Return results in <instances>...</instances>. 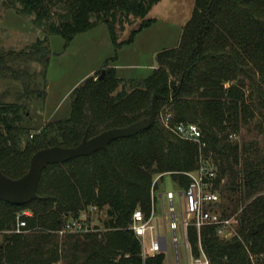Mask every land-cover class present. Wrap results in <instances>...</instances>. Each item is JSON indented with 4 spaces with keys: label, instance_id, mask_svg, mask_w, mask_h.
<instances>
[{
    "label": "trees",
    "instance_id": "trees-1",
    "mask_svg": "<svg viewBox=\"0 0 264 264\" xmlns=\"http://www.w3.org/2000/svg\"><path fill=\"white\" fill-rule=\"evenodd\" d=\"M159 1H2L37 31L24 49L0 50V80L20 88L12 103L3 101L6 92L0 100V172L6 177L24 176L39 150L73 148L85 134L92 138L148 119L156 98L149 128L91 156L47 165L38 199L27 205L0 201L2 229L15 227L19 212L32 213L24 233L0 236V264H163L165 252L142 257L140 240L129 228L131 215L137 209L146 218L151 215L156 178L169 176L179 190H187L186 173L197 169L200 157L216 170L212 188L220 203L214 210L222 217L237 214L239 226L238 236L227 241L213 226L199 233L189 227L193 256H199L200 245L210 264H264V150L257 142L234 140L254 119L264 126V0H195L179 44L156 54L151 75L122 80L106 64L73 90L66 117L34 130L24 124L28 112L23 101L46 96L50 36H60L66 49L76 35L104 23L115 61L116 53L154 22L145 18ZM131 19L140 21L139 28L118 43L116 25L123 29ZM32 65L41 70L32 71ZM168 114L169 127L162 122ZM180 122L195 123L204 146L174 134ZM102 211L103 219L98 217ZM82 213L87 225L94 219L100 226L57 234Z\"/></svg>",
    "mask_w": 264,
    "mask_h": 264
},
{
    "label": "rangeland",
    "instance_id": "rangeland-1",
    "mask_svg": "<svg viewBox=\"0 0 264 264\" xmlns=\"http://www.w3.org/2000/svg\"><path fill=\"white\" fill-rule=\"evenodd\" d=\"M0 0V50H22L27 44L32 43L37 36V31L30 21L22 18L13 10H6ZM195 0H160L145 19L154 22L138 33L133 43L124 45L117 53L110 40L108 28L104 23H99L92 30L76 35L71 45L64 49L63 40L60 36H50L51 55L45 73V99L23 101L28 119L24 122L33 130L40 128L46 122L66 117L69 113V102L74 89L82 84L87 78L95 76L96 71L106 66L116 70L117 77L122 80H141L149 75L156 68V54L163 50L173 49L179 44V39L185 23L190 18ZM139 20H129L124 28L116 25L117 42H124L130 33L139 28ZM41 37V35H40ZM32 71L39 72L38 65H32ZM40 82V79L37 78ZM120 87L117 88L119 90ZM20 88L17 83L9 80H0V100L6 92L8 95L4 102L12 103L15 100L16 92ZM12 91L11 93H8ZM5 95V94H4ZM163 114V113H162ZM161 114V115H162ZM260 120L254 119L249 125L243 127L234 140L245 142H257L259 148L264 150V126L259 125ZM32 134L34 133L31 131ZM25 167V164H23ZM28 170V169H26ZM27 172V171H26ZM25 172V173H26ZM156 184V189L151 191V199L155 205V213L152 224L158 221L159 233H163L164 223L169 219L163 218V212H167L168 203L163 196L158 199L159 194L166 192L177 193L178 187L171 181L169 176H164ZM178 195H175L173 203L178 214ZM104 218V212L98 214ZM81 219L85 220L82 213ZM177 220L178 216L176 217ZM86 224V222H85ZM100 226L99 222L93 221L90 226ZM167 250L163 264H189V256L186 255L182 245L177 251L172 246L173 235L166 229ZM179 243L182 241L181 229L176 232Z\"/></svg>",
    "mask_w": 264,
    "mask_h": 264
},
{
    "label": "built area",
    "instance_id": "built-area-1",
    "mask_svg": "<svg viewBox=\"0 0 264 264\" xmlns=\"http://www.w3.org/2000/svg\"><path fill=\"white\" fill-rule=\"evenodd\" d=\"M170 119L171 115L169 114L162 119L165 126L169 127ZM172 129L174 134L179 138L199 146H204L201 131L195 123H175ZM186 176L190 179L187 190L181 191L178 189L177 193L169 191L163 194L168 203V210L166 213L163 212V218H168L169 222L167 224L164 223L162 234L159 233L158 221L152 224L154 221V207L148 218L144 217V214L139 209L135 210L131 215L132 221L129 228L140 240L143 258L161 254L163 249L167 250L166 229L173 235L172 246L176 252H178V246L182 245L186 255L189 256V264H210L200 245H198L199 256H193L188 243L187 229L189 227H195L199 233L201 228L213 226L216 228V234L219 238L226 241L238 236L237 228L239 220L237 214L222 217L219 212L214 210V206L220 203V194L212 188V181L216 177V170L209 163V160H203L200 157L197 169L191 173H186ZM175 195H178L179 198L178 214L173 203ZM177 216L179 220L176 219ZM31 217L32 213L28 210L19 212L16 215L15 227L2 229L0 225V236L24 233V229L27 226L25 219ZM85 222L81 218L78 220L70 219L57 234L63 236L66 233L81 234L88 232L92 227L85 224ZM179 228L182 235L181 243H179L178 235H176Z\"/></svg>",
    "mask_w": 264,
    "mask_h": 264
},
{
    "label": "water",
    "instance_id": "water-1",
    "mask_svg": "<svg viewBox=\"0 0 264 264\" xmlns=\"http://www.w3.org/2000/svg\"><path fill=\"white\" fill-rule=\"evenodd\" d=\"M100 79H104V71L100 74ZM156 96L151 99V111L148 119L135 122L125 128H112L103 131L95 137L83 136L78 146L73 148L49 147L35 152L30 158L28 171L24 176L12 180L0 172V201L11 205L23 206L38 199L37 186L42 176V171L51 164H63L65 162L88 157L96 151L105 150L117 139H125L134 136L139 132L153 125L155 117ZM163 249L162 251H164Z\"/></svg>",
    "mask_w": 264,
    "mask_h": 264
},
{
    "label": "crops",
    "instance_id": "crops-1",
    "mask_svg": "<svg viewBox=\"0 0 264 264\" xmlns=\"http://www.w3.org/2000/svg\"><path fill=\"white\" fill-rule=\"evenodd\" d=\"M192 12H193V11H192ZM133 40H134V39H133ZM132 42H133V41H132ZM153 70H154V69H153ZM153 70H152V71H153ZM115 71H116V70H115ZM152 71H151V72H152ZM93 74H94V73H93ZM116 75H117V74H116ZM72 93H73V91H72ZM162 197H163V194H162V193L158 195V199L161 200ZM154 209H155V205H154ZM154 213H155V210H154ZM154 213H153V216H154Z\"/></svg>",
    "mask_w": 264,
    "mask_h": 264
}]
</instances>
